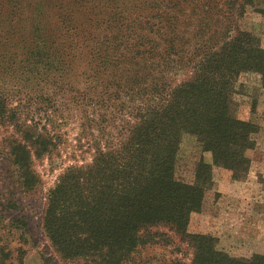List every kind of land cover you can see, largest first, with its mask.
I'll return each mask as SVG.
<instances>
[{
	"label": "trees",
	"instance_id": "obj_1",
	"mask_svg": "<svg viewBox=\"0 0 264 264\" xmlns=\"http://www.w3.org/2000/svg\"><path fill=\"white\" fill-rule=\"evenodd\" d=\"M248 8L264 17V0H0V79L58 71L94 151L46 197L42 228L63 261L152 264L142 254L172 244L155 231L165 227L192 250L191 264H264L187 232L211 165L200 156L193 183L177 177L186 137L214 166L236 173L246 164L256 127L237 118L233 95L242 74L264 80V49L235 26ZM37 139L40 156L49 142ZM12 157L31 187L29 151L17 145ZM11 255L0 247V264Z\"/></svg>",
	"mask_w": 264,
	"mask_h": 264
},
{
	"label": "rangeland",
	"instance_id": "obj_2",
	"mask_svg": "<svg viewBox=\"0 0 264 264\" xmlns=\"http://www.w3.org/2000/svg\"><path fill=\"white\" fill-rule=\"evenodd\" d=\"M235 26L264 49L263 16L248 8ZM28 69H16L11 78L0 79V247L12 251L13 264H77L63 261L55 252L44 234L42 219L48 191L58 177L68 167L88 164L94 151L71 102L73 90L61 87L59 72L40 66ZM233 102L237 118L256 127L252 145L244 152L243 169L235 173L214 166L210 154L201 153L186 137L179 152L177 177L193 183L200 156L211 165L203 208L190 215L187 232L214 237L218 249L232 258H248L264 255V80L255 73L240 75ZM36 137L37 142H49L40 147L47 153L34 154L31 142ZM17 145L29 151L35 176L29 188L22 184L13 163L12 151ZM155 231L167 233L172 244L145 250L142 257L153 259L152 264L173 260L191 264L192 250L186 243L165 227Z\"/></svg>",
	"mask_w": 264,
	"mask_h": 264
}]
</instances>
